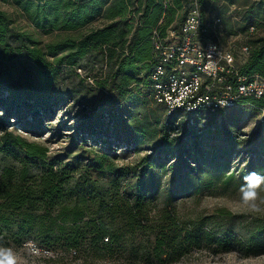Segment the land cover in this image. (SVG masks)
<instances>
[{
  "label": "trees",
  "instance_id": "trees-1",
  "mask_svg": "<svg viewBox=\"0 0 264 264\" xmlns=\"http://www.w3.org/2000/svg\"><path fill=\"white\" fill-rule=\"evenodd\" d=\"M228 2L235 4L234 0ZM173 3L181 9L186 0ZM199 3L206 18V0ZM0 4L14 9L9 13L0 5V101L6 110L9 105L24 106L38 117L41 111L50 113L55 106L62 107L61 70L68 68L76 73L89 62H105L113 71L104 83H99V88L108 84L111 92L132 87H147L150 91L156 64L153 31L158 29L164 36L172 23L165 17V22L158 26L165 13L163 0H0ZM135 7L139 13L137 27L129 17ZM256 11L260 12L261 6ZM253 12L254 9L245 22L253 19ZM18 18L32 31L20 27ZM251 27L247 25L243 32ZM38 35L56 37L59 41L44 42ZM245 44L251 47V53L246 60L242 57L238 60L240 75L264 78V38L249 34ZM244 102L264 110V97ZM170 118L163 141L172 144L181 141L179 151L174 153L179 163L189 157L218 161L221 165L229 163L226 153H205L199 143L191 145L199 138L197 128L204 118L181 114ZM83 130L88 134L95 132L85 127ZM215 130L217 135L227 134L229 140L236 139L227 127ZM12 145L19 146L28 157L41 160L46 157V149L27 143L22 137H17ZM151 157L144 158L141 169H117L113 163L103 169L105 162L99 160L98 167L89 171L107 172L108 182L89 176H63L53 168L31 176L23 170L20 178L14 180L8 170L0 185V215H5L1 220L15 241L23 243L21 236L35 234L46 248L55 251L56 260L81 264L120 258L165 262L187 254L194 247L200 249L204 243L222 245L236 240L229 235L218 239L200 221H180L167 208L151 217V200L156 193V169ZM177 170L180 175L186 170L184 179L206 174L205 169L199 174L197 169ZM215 170L209 177L210 184L219 175L225 181L236 175L230 169ZM132 174L134 180L130 182L127 177ZM13 214L28 215L14 222ZM262 247L264 225L255 228L244 243L245 255L260 254L254 250Z\"/></svg>",
  "mask_w": 264,
  "mask_h": 264
},
{
  "label": "rangeland",
  "instance_id": "rangeland-1",
  "mask_svg": "<svg viewBox=\"0 0 264 264\" xmlns=\"http://www.w3.org/2000/svg\"><path fill=\"white\" fill-rule=\"evenodd\" d=\"M234 1L235 4L228 0H206L204 11L208 21L221 20L220 43L224 48H235L240 61L239 48L247 42V35L264 38V0ZM193 2L186 0L177 19L191 10ZM0 5L7 12H14L13 8ZM259 6L261 11L257 12ZM198 7L202 11L199 2ZM252 9L253 19L245 22ZM135 14L139 17L137 7ZM18 21L20 27L31 30L23 19L18 18ZM247 25L254 29L243 32ZM37 37L44 42L59 41L56 37ZM87 65L76 73L68 68L61 70L59 83L64 103L62 107L55 106L50 113L41 111L35 117L24 106L7 103L6 110L0 101V185L8 170L15 180L23 170L31 176L48 168L63 176H89L108 182L110 174L107 172L89 171L98 167L99 160L105 162L103 169L110 163L117 169H141L144 158L151 155L150 162L156 169L151 217L167 208L180 221H200L204 229L216 233L218 239L229 235L236 240L222 245L204 243L200 249L194 247L187 254L165 262L120 258L99 264H264V247L254 250L260 254L249 256L245 255L244 248L253 230L264 225V110L243 102L232 109L201 116L204 121L197 128L199 138L191 145L199 143L205 153H226L229 163L221 165L218 161L189 157L181 164L174 154L179 151L181 141L174 144L163 141L164 129L172 116L148 88L132 87L120 92L109 91L108 84L104 89L99 88V83H104L106 76L113 72L110 65L102 61ZM84 127L95 132L84 133ZM215 127H227L236 139L229 140L227 134L217 135ZM176 133L173 132V136ZM17 137L46 149V157L43 160L28 157L19 146L12 145ZM177 169H197L196 174L205 169L206 174H193L184 179L182 175L186 170L180 175ZM215 169H230L236 175L226 181L219 175L210 184L209 177ZM127 180L133 182V174ZM251 191H257L258 196L245 199L244 194ZM26 215L13 214L12 219L19 221ZM4 216L0 215V264L8 257L15 264H81L56 260L55 251L46 248L35 234L21 236L23 243L15 241L1 220ZM31 244L47 249L49 254H33Z\"/></svg>",
  "mask_w": 264,
  "mask_h": 264
},
{
  "label": "built area",
  "instance_id": "built-area-1",
  "mask_svg": "<svg viewBox=\"0 0 264 264\" xmlns=\"http://www.w3.org/2000/svg\"><path fill=\"white\" fill-rule=\"evenodd\" d=\"M198 2L194 0L178 29L171 25L164 36L154 29L151 38L156 64L150 92L169 116L198 118L264 97V78L240 75L237 50L220 43L221 20L204 18ZM163 3L167 5V1ZM163 23L161 20L158 26ZM239 52L246 60L251 47L243 44ZM29 247L33 254H49L35 244Z\"/></svg>",
  "mask_w": 264,
  "mask_h": 264
},
{
  "label": "crops",
  "instance_id": "crops-1",
  "mask_svg": "<svg viewBox=\"0 0 264 264\" xmlns=\"http://www.w3.org/2000/svg\"><path fill=\"white\" fill-rule=\"evenodd\" d=\"M164 1H167V5H164L165 6V13H164L163 17L161 18V20H163L165 22V19H166L165 17H167L168 19L172 20L171 25H175L176 27H178L183 22V19H184V17L180 18V20L177 19L178 14H181L180 12L184 6L181 9H178L173 3L174 0H163V2ZM167 9H171V10H167ZM129 17L131 20H133L132 22L134 23V27H137V22H135L137 20L135 12L133 11Z\"/></svg>",
  "mask_w": 264,
  "mask_h": 264
},
{
  "label": "clouds",
  "instance_id": "clouds-1",
  "mask_svg": "<svg viewBox=\"0 0 264 264\" xmlns=\"http://www.w3.org/2000/svg\"><path fill=\"white\" fill-rule=\"evenodd\" d=\"M256 187H258V185H256ZM244 195H245V199H247L248 197H252L253 199H255L258 196V193L257 191H251V192H246ZM4 264H15V261L11 257H8L4 262Z\"/></svg>",
  "mask_w": 264,
  "mask_h": 264
},
{
  "label": "snow or ice",
  "instance_id": "snow-or-ice-1",
  "mask_svg": "<svg viewBox=\"0 0 264 264\" xmlns=\"http://www.w3.org/2000/svg\"><path fill=\"white\" fill-rule=\"evenodd\" d=\"M253 183H255V178H253ZM0 254H2V253H0Z\"/></svg>",
  "mask_w": 264,
  "mask_h": 264
}]
</instances>
